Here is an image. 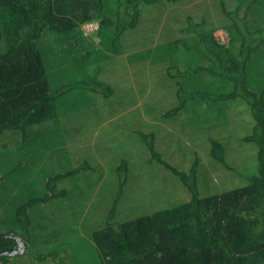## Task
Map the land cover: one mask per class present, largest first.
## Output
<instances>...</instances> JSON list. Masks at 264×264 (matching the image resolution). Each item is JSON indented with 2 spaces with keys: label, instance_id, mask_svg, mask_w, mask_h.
I'll return each instance as SVG.
<instances>
[{
  "label": "trees",
  "instance_id": "1",
  "mask_svg": "<svg viewBox=\"0 0 264 264\" xmlns=\"http://www.w3.org/2000/svg\"><path fill=\"white\" fill-rule=\"evenodd\" d=\"M176 1L182 5L178 0H85L101 11L97 38L105 51H113L111 58L96 47L83 45L77 21L65 16L60 9V5H70L69 0H0L8 10L3 19L7 27L2 29L0 26V138L12 131L20 132L19 136L25 140L29 127L45 123L48 108H55V103L71 91L87 90L97 94L96 88L102 87V92L98 91L101 100L110 101L115 96L114 88L121 86V80L116 76L101 79L100 73L104 69V73L124 74L120 71L125 61L121 40L127 37L131 41L129 50H132L144 39L141 31L154 26L153 8L163 2L173 10L165 29L170 62L159 75L164 78L160 81L175 86V104L163 109L141 110L139 107L134 110V117L142 122L140 126H146L143 118L153 120L155 131L149 134L136 132L140 139L129 142L131 146L137 145L135 149L116 154V165L108 173L109 176L111 172L117 181L116 197L104 216L103 226L89 233V244L95 248L98 264H264V23L259 22L256 27L248 23H255L256 17L260 16L258 12H264V3L261 4L264 0H249L244 6L241 2L245 0L240 3L237 0L232 10L228 2L224 4L220 0L219 16L236 14L235 19H220L221 26L216 9L212 19L200 6L171 8ZM239 22L243 28H239ZM218 28L227 31L232 48L216 47L214 31ZM45 35L50 36L49 40L53 38L55 44L60 40L58 42L64 43V47H69L67 43L71 41L75 44L72 49L79 46L76 58H80L73 68L82 78L77 83L57 89L51 87L55 79L49 69H60L56 60L60 55L58 47L51 50L40 43ZM3 40L8 41L6 45ZM260 50L262 53L257 61H250ZM58 72L63 74L62 69ZM203 75L213 78V82L219 81L225 89H208V86H220L215 83L205 88ZM114 82H117L116 86ZM166 99L173 101L171 97ZM200 106L214 111V125H210L205 113L206 117L199 121L196 129H186L188 119L183 120L182 114ZM242 114L247 115L244 121ZM96 118L102 116L96 114ZM52 130L62 132L59 125ZM87 130L93 135L99 133L91 128ZM222 132L235 137V143L253 146V160L249 161V166L242 167L247 173L229 165L224 144L212 136V133L218 137L226 135ZM158 137L159 140L168 138L171 145L167 147L174 149L171 152L177 150L173 143L179 145L183 154L180 157L188 160L189 167L185 171L164 159L156 146ZM204 154H209L223 166L218 170L219 177L225 176L227 180L223 181L228 185L206 182L215 188L203 193L199 173ZM134 161L162 169L168 174L170 183L173 182L171 177L177 180L187 199L177 206L169 203L167 207L127 221L113 220L117 200L129 176L128 164H135ZM17 168L23 171L22 167ZM16 169L7 176L11 174L14 178L18 174L14 172L20 170ZM89 174L100 181L104 178L99 164L85 160L70 167L69 171L47 177L48 173L45 174L37 192L17 204L7 198L0 199V264H19V258L30 255L37 260L53 257L55 253L46 255L35 248L34 239L38 236L34 234V227L46 229L43 223L32 218L37 212L35 207L57 199L65 200L70 191L68 184L61 188L57 186L70 183L68 180L77 176L88 178ZM176 197L177 192L174 199ZM48 236L44 233L39 238L51 243L58 241L54 235ZM18 240L23 242L21 252H17Z\"/></svg>",
  "mask_w": 264,
  "mask_h": 264
},
{
  "label": "rangeland",
  "instance_id": "2",
  "mask_svg": "<svg viewBox=\"0 0 264 264\" xmlns=\"http://www.w3.org/2000/svg\"><path fill=\"white\" fill-rule=\"evenodd\" d=\"M247 1L249 0L241 2V6L246 5ZM69 2L70 5H60V9L64 11L62 13L65 16L77 21V29L83 35L81 37V41H84L83 45L87 48L96 47L112 58L113 51H105L97 38L98 22L102 18L101 11H98L93 4L86 3L85 0H69ZM178 2L182 4L181 6L178 5L180 8H183V6L192 8L200 6L199 8L203 10L205 15L208 16L209 12L212 19L215 18V9L221 12L218 6L220 0H216L217 3L215 0H178ZM223 2L224 4L228 2L230 10L237 4V0H223ZM238 3H240V0ZM263 3L262 1L261 4ZM214 5L218 7L216 8ZM171 10L173 9H169L163 2H159L154 6L155 24L148 31H144V29L141 31L144 39L136 43L132 48L133 51L129 50L131 41L127 37L123 39L124 41L121 40L125 49L122 54L125 61L124 64H121L120 71L124 74H118L117 72L104 73L105 70L103 69L101 75H98L101 79L116 76L117 79L121 80V86L118 85V88H114L115 96L111 97L110 95V101L101 100L98 91L102 92V87L96 88L97 94L87 92V90H74L69 92L64 99L57 101L55 108H48L45 123L29 127L30 131L27 133L25 140L19 136L20 132L16 134L8 131L3 136L1 135L0 199L7 198L8 201L11 200L17 204L25 200L26 196H31V194L37 192L38 185L41 183L42 178H45V174L48 173L47 177L69 171L70 167L77 166L78 163L82 164L85 160L94 165L99 164L104 175L101 181L89 174L88 178L81 175L69 179L70 183H60L57 188L67 184V187L70 188V191H67L68 194L65 200L57 199L46 203V205L35 207L37 212L32 214V218L34 221L37 220L46 226V229L39 228V226L34 227V234L38 236L37 239H34L35 248L46 255L55 254H53V257H47L44 260H37L32 255L29 258H19V264H98L95 248L89 244L88 236L91 230H97L103 226L104 216L116 197L117 181L113 179L111 172L108 176L109 169L112 170L113 166L116 165L117 160L115 157L117 153H127L135 149L137 145L131 146L129 142L133 139L137 142L140 139L136 132L149 134L155 131L153 120L143 118L146 126H140L142 122L134 117V110L139 107H141V110L150 107L163 109L175 104L173 98L175 86H169L165 81H160L164 78L159 75V71L163 70L170 62L169 57H167L169 42L165 29L168 28L171 20ZM104 12L105 10H103ZM146 12L147 10H145V14ZM7 14V6L0 3V26L2 29L7 27V22L3 20ZM258 14L260 16L256 17L255 23L248 22L251 27L258 26L259 22L264 23V12H258ZM235 15L230 14V17L235 19ZM230 17L225 16L224 18L230 19ZM219 22L220 17L218 16ZM239 28H243L242 22H239ZM49 37L45 35L40 43L47 46V48L50 47L51 50L58 47L60 55L56 59L60 69H49V74L51 73L55 79L51 82V87L57 89L64 85L70 86L77 83L82 78L73 68L75 62L80 58V56L76 58L79 46L72 49L75 44L71 41L67 43L70 45L69 47H64L66 45L58 42L60 40L55 44L53 38L49 40ZM214 39L216 47H233V43L230 41L232 39L225 30L216 29ZM7 42L3 40L4 45ZM66 48H69V50ZM260 52L261 50L253 55L250 61H257L262 53ZM61 69L63 74L58 72ZM202 78L205 88L210 87L208 89L212 91L225 89V87H221L219 81L213 82L211 77L203 75ZM214 83L220 86H217V88L208 86V84ZM114 84L116 86L117 82H114ZM167 97H171L173 101L168 102ZM195 109L193 112L182 114L181 118L183 120L188 119L186 129H196L200 125L199 121L206 117L205 113L209 117L210 125H214L216 117L213 110H206L202 106L195 107ZM96 114L101 115L102 118H96ZM194 115L199 116L194 117ZM245 116L247 115H241L243 121L246 119ZM238 123L243 124L242 121H238ZM58 125L61 128V133H58L60 130L58 132L52 130ZM80 126L83 128L80 129ZM84 126L99 131V133L93 135L92 131H88V128ZM41 127L45 131L40 129ZM64 129H67V131H63ZM223 134L226 135L218 137L216 133H212V136L224 144V153L229 165L243 174L247 173L242 170V167L253 160V146L235 143V137L228 136V132ZM155 135L158 136L159 133L155 132ZM173 144L177 147V150L171 152L174 149L167 147L171 145L168 138H160L159 140L158 137L156 141V146L162 151L164 159L179 168V170L185 171L189 167L188 160H183L180 157L183 154L179 145L176 142ZM207 157L209 160H207ZM201 162L199 177L202 176L200 185L203 188V193L212 191L215 188L206 182H211L217 186H221L223 183L228 185L227 181H223L227 180L225 176L223 178L219 177L220 168L223 167L221 164L212 160L209 154H204ZM141 163L135 162L134 164L132 162L128 164L129 176L122 188V194L117 200L113 215V220L116 222L148 215L156 209L167 207L169 203L171 206H177L187 199V195L183 193V188L179 187L177 180H173L171 177L170 179L173 182L170 183L167 178L168 174L162 169L149 167ZM181 164H183V168H180L182 167ZM18 166L22 167L23 171L17 168ZM15 169L20 170L14 172V174L18 173L14 178L11 174L7 176L10 171ZM97 169L100 170V168ZM175 192H177L176 199H174ZM51 232H55V234ZM44 233L50 235L49 238L54 235L53 238L58 241L51 243L52 241L41 240L39 235ZM17 245L19 246L17 252H19L23 249V242L18 240ZM61 245H63L62 248ZM75 245L78 248H75Z\"/></svg>",
  "mask_w": 264,
  "mask_h": 264
},
{
  "label": "crops",
  "instance_id": "3",
  "mask_svg": "<svg viewBox=\"0 0 264 264\" xmlns=\"http://www.w3.org/2000/svg\"><path fill=\"white\" fill-rule=\"evenodd\" d=\"M179 4L177 3V1L176 2H173V4L171 5V8L172 7H174V6H178ZM179 6H181V5H179ZM184 7V6H183ZM181 9H186V8H181ZM217 11H218V9H217ZM220 13V11H218L216 14H217V16H219L218 14ZM208 14H209V12H208ZM215 14V15H216ZM220 17V19H222L223 18V16H219Z\"/></svg>",
  "mask_w": 264,
  "mask_h": 264
},
{
  "label": "water",
  "instance_id": "4",
  "mask_svg": "<svg viewBox=\"0 0 264 264\" xmlns=\"http://www.w3.org/2000/svg\"><path fill=\"white\" fill-rule=\"evenodd\" d=\"M22 250H20L19 252H21ZM5 254H7V253H5ZM12 254L14 255L15 254V252H12Z\"/></svg>",
  "mask_w": 264,
  "mask_h": 264
}]
</instances>
